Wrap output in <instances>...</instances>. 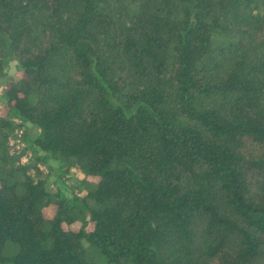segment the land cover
<instances>
[{"label": "trees", "instance_id": "16d2710c", "mask_svg": "<svg viewBox=\"0 0 264 264\" xmlns=\"http://www.w3.org/2000/svg\"><path fill=\"white\" fill-rule=\"evenodd\" d=\"M0 264H264V0H0Z\"/></svg>", "mask_w": 264, "mask_h": 264}, {"label": "rangeland", "instance_id": "374dc122", "mask_svg": "<svg viewBox=\"0 0 264 264\" xmlns=\"http://www.w3.org/2000/svg\"><path fill=\"white\" fill-rule=\"evenodd\" d=\"M14 62V61H12ZM7 63L6 66H5V76H8V75H12L14 74L16 71H17V65L16 63ZM31 137L34 135V132L31 130ZM50 164L51 167L53 166V169L52 171H49V169L47 168L46 165H43L42 168H43V171H44V174H48V182H52V183H56V185L62 187V189L65 191V193L67 195L70 194V190H71V182H73V177L77 175V171L75 170H72V177H69V178H66L64 176H61L60 174L56 173L55 172V167H56V163L55 162H51V161H48ZM46 214L49 215L51 214V210H46Z\"/></svg>", "mask_w": 264, "mask_h": 264}, {"label": "crops", "instance_id": "0c3cea01", "mask_svg": "<svg viewBox=\"0 0 264 264\" xmlns=\"http://www.w3.org/2000/svg\"><path fill=\"white\" fill-rule=\"evenodd\" d=\"M11 63V62H10ZM12 63H16V62H12Z\"/></svg>", "mask_w": 264, "mask_h": 264}]
</instances>
